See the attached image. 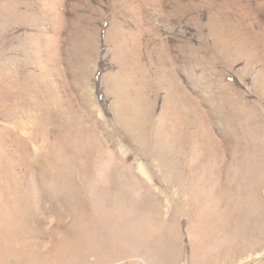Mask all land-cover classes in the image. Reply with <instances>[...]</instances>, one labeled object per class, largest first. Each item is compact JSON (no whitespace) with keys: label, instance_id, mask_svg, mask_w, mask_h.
I'll list each match as a JSON object with an SVG mask.
<instances>
[{"label":"rangeland","instance_id":"374dc122","mask_svg":"<svg viewBox=\"0 0 264 264\" xmlns=\"http://www.w3.org/2000/svg\"><path fill=\"white\" fill-rule=\"evenodd\" d=\"M0 264H264V0H0Z\"/></svg>","mask_w":264,"mask_h":264}]
</instances>
